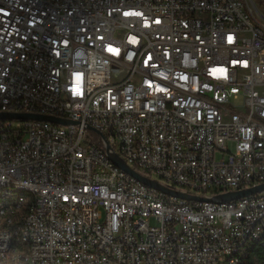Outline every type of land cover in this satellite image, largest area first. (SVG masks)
Segmentation results:
<instances>
[{
    "label": "built area",
    "instance_id": "obj_1",
    "mask_svg": "<svg viewBox=\"0 0 264 264\" xmlns=\"http://www.w3.org/2000/svg\"><path fill=\"white\" fill-rule=\"evenodd\" d=\"M0 112L70 120L0 118V264H246L264 245V190L208 199L264 183L252 0H0Z\"/></svg>",
    "mask_w": 264,
    "mask_h": 264
},
{
    "label": "water",
    "instance_id": "obj_2",
    "mask_svg": "<svg viewBox=\"0 0 264 264\" xmlns=\"http://www.w3.org/2000/svg\"><path fill=\"white\" fill-rule=\"evenodd\" d=\"M252 5L254 6L253 2ZM0 118H8V119H17V118H35L39 120H46V121H51V122H56V123H68L70 120L68 119H63V118H58V117H53V116H46V115H38V114H29V113H7V112H0ZM90 129H93L89 127ZM97 133H100L99 131L95 130ZM105 151L109 157V159L117 165L120 169L125 170L126 172L130 173L131 175L135 176L136 178L140 179L144 184L147 186L160 189V190H166L170 193H173L177 195L178 197H181L183 199L187 200H193V199H198V200H203L207 199L205 197H200L196 195H191L188 193H184L181 191L173 190L167 186L162 185L158 180L151 179L145 176L140 175L136 171H134L131 167H129L125 161L117 155L114 151H112L108 146H106ZM264 190V183L251 186L249 188L245 189H239L236 191H230L226 192L224 194L216 195L214 197L208 198L214 202H226L230 201L233 199H237L246 195L254 194L257 192H260Z\"/></svg>",
    "mask_w": 264,
    "mask_h": 264
},
{
    "label": "trees",
    "instance_id": "obj_3",
    "mask_svg": "<svg viewBox=\"0 0 264 264\" xmlns=\"http://www.w3.org/2000/svg\"><path fill=\"white\" fill-rule=\"evenodd\" d=\"M246 264H264V245L251 242L245 256Z\"/></svg>",
    "mask_w": 264,
    "mask_h": 264
},
{
    "label": "rangeland",
    "instance_id": "obj_4",
    "mask_svg": "<svg viewBox=\"0 0 264 264\" xmlns=\"http://www.w3.org/2000/svg\"><path fill=\"white\" fill-rule=\"evenodd\" d=\"M252 2L254 4V7H255L257 13L260 15H264V0H252ZM21 123L22 122H19L16 120L13 121L14 126H19ZM90 134L94 136V132H90ZM218 156H219V154L216 153V157H218ZM154 178H155V176H153V178H151V179H154ZM155 180H156V178H155Z\"/></svg>",
    "mask_w": 264,
    "mask_h": 264
}]
</instances>
